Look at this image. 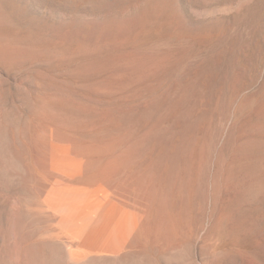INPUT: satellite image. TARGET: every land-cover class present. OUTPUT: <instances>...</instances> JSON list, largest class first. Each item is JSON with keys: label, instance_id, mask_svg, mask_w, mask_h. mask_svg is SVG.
I'll return each instance as SVG.
<instances>
[{"label": "rangeland", "instance_id": "rangeland-1", "mask_svg": "<svg viewBox=\"0 0 264 264\" xmlns=\"http://www.w3.org/2000/svg\"><path fill=\"white\" fill-rule=\"evenodd\" d=\"M0 264H264V0H0Z\"/></svg>", "mask_w": 264, "mask_h": 264}, {"label": "bare ground", "instance_id": "bare-ground-1", "mask_svg": "<svg viewBox=\"0 0 264 264\" xmlns=\"http://www.w3.org/2000/svg\"><path fill=\"white\" fill-rule=\"evenodd\" d=\"M56 165L58 166L57 167L58 171H59V168H60V169H63L62 171H64V172L65 171L66 172L78 171L79 166H80L79 164L64 165V163H56ZM82 166H84V165L82 164ZM48 189H49V187H48ZM56 191H60L61 193H65V194H68L69 196L73 197L72 199H69V200H60L56 195H53L52 198H51V201H52L53 204L57 205L59 208H62L65 211H67V216L69 218L70 217L72 218L73 216L76 217L77 221H79L81 223V225L78 226V231L79 232L82 231L84 226L89 224L88 221L91 220L92 216L95 213L101 211V214L99 213L100 214L99 227H97L95 229V232L98 235H102V236L106 235L105 239L108 238V240L109 239L116 240V236H118L119 234L120 235L127 234V230L129 229V228H127V226H128V218L125 217V216L120 215L119 212L117 214L116 212H114L111 209H108V208L104 209L102 207L103 206L102 205L103 200H101L100 197H97V194H95V195L94 194H92V195L84 194L82 192H78V191L73 190L72 188L68 187L67 185H65V187L59 186V188ZM51 193H52V191H51ZM79 197H82V198L79 199ZM102 199H106V197L103 196ZM95 219H96V217H95ZM131 226H132V224H131ZM92 232H90V233H92ZM96 233H95V235H96ZM87 238H83V239H87Z\"/></svg>", "mask_w": 264, "mask_h": 264}]
</instances>
